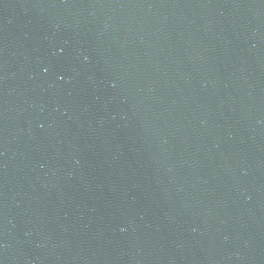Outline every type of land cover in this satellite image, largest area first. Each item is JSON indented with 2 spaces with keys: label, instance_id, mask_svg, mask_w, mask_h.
I'll list each match as a JSON object with an SVG mask.
<instances>
[{
  "label": "water",
  "instance_id": "water-1",
  "mask_svg": "<svg viewBox=\"0 0 264 264\" xmlns=\"http://www.w3.org/2000/svg\"><path fill=\"white\" fill-rule=\"evenodd\" d=\"M0 264H264V0H0Z\"/></svg>",
  "mask_w": 264,
  "mask_h": 264
}]
</instances>
